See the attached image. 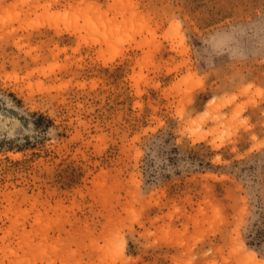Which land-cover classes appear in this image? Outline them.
<instances>
[{
	"label": "rangeland",
	"instance_id": "obj_1",
	"mask_svg": "<svg viewBox=\"0 0 264 264\" xmlns=\"http://www.w3.org/2000/svg\"><path fill=\"white\" fill-rule=\"evenodd\" d=\"M0 264H264V0H0Z\"/></svg>",
	"mask_w": 264,
	"mask_h": 264
},
{
	"label": "bare ground",
	"instance_id": "obj_2",
	"mask_svg": "<svg viewBox=\"0 0 264 264\" xmlns=\"http://www.w3.org/2000/svg\"><path fill=\"white\" fill-rule=\"evenodd\" d=\"M253 259L255 258L253 255L251 256Z\"/></svg>",
	"mask_w": 264,
	"mask_h": 264
}]
</instances>
